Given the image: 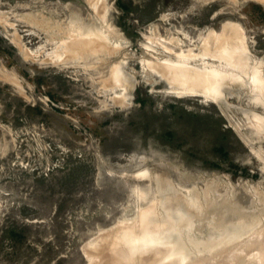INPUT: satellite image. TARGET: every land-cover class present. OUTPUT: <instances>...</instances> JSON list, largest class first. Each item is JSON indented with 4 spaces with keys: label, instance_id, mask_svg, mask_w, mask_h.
<instances>
[{
    "label": "rangeland",
    "instance_id": "374dc122",
    "mask_svg": "<svg viewBox=\"0 0 264 264\" xmlns=\"http://www.w3.org/2000/svg\"><path fill=\"white\" fill-rule=\"evenodd\" d=\"M208 38L244 52L220 94L152 66L223 67ZM126 230L122 264H264V0H0V264H112Z\"/></svg>",
    "mask_w": 264,
    "mask_h": 264
},
{
    "label": "bare ground",
    "instance_id": "6f19581e",
    "mask_svg": "<svg viewBox=\"0 0 264 264\" xmlns=\"http://www.w3.org/2000/svg\"><path fill=\"white\" fill-rule=\"evenodd\" d=\"M93 1V0H92ZM96 1V0H95ZM87 3V2H86ZM89 3V2H88ZM79 4V3H78ZM81 5V4H80ZM70 6V5H69ZM68 6V7H69ZM76 6L79 8V17H78V19L76 20V21H74V26H76L77 27V29H75L74 31H75V34H74V36H73V39L71 38V40H70V43L71 44H75L74 46H76V45H78V46H76V48H78L80 51H76V52H82L83 54L82 55H84L85 54V52H87L88 51V49L89 50H93V48H91V47H89V46H91V45H89V44H91L90 43V41H88L89 39H91L92 40V38H94L95 39V37L96 36H102V34H104L103 36H106L105 37V39L106 38H108L109 36H108V32L106 31L107 29L105 28V25L107 24V23H103V22H105V20H103L102 18H100V16H99V18L101 19V21H99V23H96V21H94L95 20V14H98V13H93L94 15L93 16H91V15H88V16H85L86 14H85V11L83 10V9H81V7H79V5H77V3H76ZM82 6V5H81ZM91 6V5H90ZM98 7V6H97ZM99 8V7H98ZM99 10H100V8H99ZM98 10V11H99ZM101 11V10H100ZM104 12V14H105V11H103ZM103 15V14H102ZM105 19V18H104ZM103 21V22H102ZM97 22H98V20H97ZM107 27H108V25H106ZM112 28V27H111ZM232 28V27H231ZM109 29V28H108ZM230 30V29H229ZM228 30V31H229ZM227 31V30H226ZM232 31H234V30H232ZM77 32V33H76ZM111 32V31H110ZM115 32V31H114ZM105 33H107L106 35H105ZM223 33H224V31H223ZM232 33V32H231ZM236 32H234V34H235ZM97 34V35H96ZM96 35V36H95ZM226 35V34H225ZM93 36H95V37H93ZM98 36V37H99ZM102 36V39L104 38ZM117 36V35H116ZM235 36H236V34H235ZM222 37H223V35H222ZM230 37V36H229ZM237 37H238V35H237ZM236 37V38H237ZM226 38V37H225ZM225 38H223V39H225ZM228 38V37H227ZM231 38H233L232 36L230 37V39ZM100 39V38H99ZM99 39L97 38V42L99 41ZM104 39V40H105ZM160 39V38H159ZM170 39V38H169ZM214 39V38H213ZM209 40V38H208V40L209 41H207V43L208 44H210V45H212V42H218V44H215L216 46L217 45H219V46H221L222 48H221V51L223 52V50L225 51V49L226 50H230V51H227L226 53H227V55H226V53L225 54H219V53H217L218 54V59L219 60H221L220 59V57H221V55L223 56V55H226L227 57H229V59L226 57V56H224V57H226V58H224L225 59V61H223V59L221 60V61H223V67L221 66V67H219V66H214V65H207V64H198V68L195 66L194 67V64L192 65L191 63H193V62H191L190 63V60H192V57L191 56H188V58L187 57H183V58H181V57H179V58H181V60L180 59H175L176 57H178V56H176L175 58H173V57H171L170 55H165L164 54V58H166V60L165 61H163V62H160V61H158V62H156V63H152V66H153V64H156V65H154V66H156V68L158 67L159 69L162 67L163 69H164V67L165 68H167L168 70H167V73H166V71H164V70H166V69H164V70H162V69H160L161 71H164V72H162L164 75H166V74H172L171 76H173V77H175V78H177V79H179L180 81H186V82H188V83H192V84H194V85H197V86H201V87H204V88H207L208 90H210L211 92H213L214 94H217L218 95V93L220 94V92L219 91H221V89L222 90H224L223 88H225V86H226V84L229 82V81H232V80H234L235 78V76H232L231 74H233L234 72H237L236 70H235V65L234 64H232V62H237L236 60L239 58L240 59V55L241 54H244V52H242V53H240V54H238L237 55V53H236V55L234 54V52H236V50L234 51V52H231L232 51V45H234V44H232L231 45V47H228L227 45H225V43H226V39L225 40H220V41H215V40ZM216 39V38H215ZM109 40H111V39H107V40H105V41H103V42H108ZM156 40V39H155ZM154 40V41H155ZM174 40V39H173ZM228 40V39H227ZM233 40V39H232ZM66 41H68V40H65V43L67 44L68 42H66ZM159 41V40H158ZM158 41L156 42V44L158 43ZM160 41H161V39H160ZM168 41V40H167ZM170 41V40H169ZM171 41H172V39H171ZM170 41V42H171ZM203 41V40H202ZM230 41V40H229ZM234 41V40H233ZM240 41V40H239ZM99 42H101V39H100V41ZM174 42V41H173ZM232 42V41H231ZM235 42H236V40H235ZM235 42H233V43H235ZM165 43H167V42H165ZM206 43V44H207ZM237 44L239 43V42H236ZM105 44V43H104ZM109 44V43H108ZM152 44V43H151ZM153 44H155V42H153ZM161 44V43H160ZM160 44L158 45H156V46H160ZM169 44H171V43H169ZM173 44V43H172ZM202 44H204V43H202ZM227 44V43H226ZM64 45V44H63ZM69 45V44H68ZM96 45V44H95ZM106 45V44H105ZM110 45V44H109ZM162 45V44H161ZM164 45V44H163ZM161 46L162 48H164V52H165V47L166 46ZM176 45V44H175ZM74 46H73V50H75L74 49ZM205 46H207V45H205ZM68 47V46H67ZM71 47V46H70ZM92 47H94V46H92ZM99 47V46H98ZM104 47V46H103ZM106 47V46H105ZM107 47H110V46H108L107 45ZM170 46H168L167 45V50H169L170 51V48H169ZM214 47V46H213ZM218 47V46H217ZM238 47V46H237ZM151 48H153V47H151ZM156 48H159V49H162V48H160V47H156ZM173 48H175L174 47V44H173ZM200 48V47H199ZM206 48H208V47H206ZM225 48V49H224ZM242 48V47H241ZM240 48V49H241ZM96 49V48H95ZM99 49V48H98ZM107 49H109V48H107ZM172 49V48H171ZM218 49V48H217ZM223 49V50H222ZM234 49V48H233ZM237 49H239V48H237ZM239 49V50H240ZM91 50V51H92ZM103 50V49H102ZM156 50H158V49H156ZM244 50V49H243ZM71 51V50H70ZM98 51V50H97ZM107 51V50H106ZM105 51V52H106ZM162 51H163V49H162ZM169 51H167L168 53H169ZM179 51V50H178ZM219 51H220V49H219ZM95 52V51H94ZM172 52V50L170 51V53ZM241 52V51H240ZM92 53H93V51H92ZM163 53V52H162ZM169 53V54H170ZM173 53V52H172ZM182 53V50H181V52L180 53H178V55H180ZM94 54V53H93ZM174 54V53H173ZM183 54V53H182ZM89 55V54H88ZM105 55V54H104ZM175 55V54H174ZM174 55H172V56H174ZM177 55V54H176ZM208 55V54H207ZM210 55V54H209ZM216 55V54H215ZM220 55V56H219ZM85 56V55H84ZM214 56V55H213ZM217 56V55H216ZM245 56V55H244ZM86 57H87V54H86ZM234 57H236L237 59H233ZM84 58V57H83ZM88 58H90L91 59V57H88ZM215 58V57H214ZM242 58V57H241ZM245 57H243L242 59L245 61V59H244ZM86 59V58H85ZM89 59V60H90ZM239 59H238V61H239ZM242 59H240V60H242ZM101 60V59H100ZM230 60H234V61H231L230 62ZM244 61H241V67H243V63L242 62H244ZM104 62V61H103ZM197 62V61H196ZM107 63V62H106ZM172 63V64H171ZM173 63H175V65L173 64ZM238 63V62H237ZM244 63H247V62H244ZM177 64V65H176ZM240 64V63H239ZM175 67H174V66ZM233 66L234 65V67H231V66ZM153 66V67H154ZM241 67H240V69L238 70V71H242L243 70V68L241 69ZM260 67V66H259ZM155 68V67H154ZM244 68H245V66H244ZM118 69V68H117ZM237 69V68H236ZM120 70H121V67H120ZM159 70V71H160ZM228 70H229V72H228ZM112 71H113V69H112ZM116 71V70H115ZM244 71H245V69H244ZM169 72V73H168ZM117 75V74H116ZM120 76L122 75L121 73L119 74ZM113 76H115V75H113ZM121 77H123V76H121ZM117 79V78H116ZM120 79H122V78H120ZM160 179V178H159ZM159 179H158V181H157V183H156V187H157V190L158 191H161L162 192V194L164 195L165 193H164V191L166 190V188L168 187V184H165V183H163V182H159ZM168 191V190H167ZM166 192V191H165ZM167 193V192H166ZM162 195V196H163ZM144 196V195H143ZM163 197H166V194L163 196ZM198 198V197H197ZM199 199V198H198ZM176 200V199H175ZM172 202H174V201H172ZM186 202H187V204H189L190 206H196V203L198 204V201L196 202V200H194V199H189V201H188V199H186ZM232 202V201H231ZM180 203V202H179ZM160 204V203H159ZM176 204V203H175ZM174 203H173V205H175ZM214 204V203H213ZM236 204V203H235ZM170 205H172L171 203H170ZM233 205V204H232ZM176 206V205H175ZM199 206V205H198ZM211 206V205H210ZM236 206V205H235ZM235 206H233L234 208H235ZM174 207V206H173ZM177 207V206H176ZM224 207V206H223ZM228 207V206H227ZM208 208V207H207ZM225 208V207H224ZM178 209V208H177ZM209 209V208H208ZM236 209V208H235ZM241 209V208H240ZM186 211V210H185ZM209 211V210H208ZM174 212V209L172 208H169V209H167V218L172 214ZM138 213V212H137ZM184 214H185V212H184ZM204 214H206V213H204ZM209 214V213H208ZM220 214V213H219ZM141 215V214H140ZM139 215V216H140ZM181 215V214H180ZM145 215L143 214V215H141V218L138 220L139 222H141V220H144V217ZM186 217L188 218V213H187V215H186ZM185 218V217H184ZM146 219V218H145ZM186 219V218H185ZM188 219H190V218H188ZM183 220V219H182ZM192 220V219H191ZM221 220V219H220ZM163 221V220H162ZM190 221V220H189ZM223 221H225V220H223ZM143 223L145 222V220L144 221H142ZM188 222V221H187ZM191 222V221H190ZM189 222V224L191 225V223ZM125 223V222H124ZM181 223V222H180ZM193 223H194V221H193ZM168 224V223H167ZM179 224V223H178ZM186 224V223H185ZM197 225V224H196ZM142 226V225H141ZM171 226V225H170ZM139 227H140V225H139ZM178 227H179V225H178ZM184 227H185V225H184ZM186 227H188V226H186ZM129 228V227H128ZM141 228V227H140ZM140 231V230H139ZM154 231V230H153ZM152 231V232H153ZM156 231V230H155ZM154 231V232H155ZM117 232V231H116ZM121 232V231H120ZM132 231H130L129 230V232L126 230V231H123L122 232V234L120 235V237L118 238V240H122V242L124 243V245H125V247H126V249H124V250H119V251H121V252H114L113 253V259H112V264H122V262L124 261V259L128 256V248H129V245L131 244V238H130V240L128 239V237H131V235L129 236V233H131ZM148 232V231H147ZM138 233V232H137ZM157 233V232H156ZM115 234V233H114ZM132 234V233H131ZM132 235H134V234H132ZM138 235V234H137ZM153 235V234H152ZM158 235V234H157ZM168 235V234H167ZM135 237V236H134ZM153 237H154V235H153ZM168 237V236H167ZM137 237H135L134 239H136ZM138 238H140V237H138ZM139 240V239H138ZM162 240V239H161ZM135 241V240H134ZM119 242V241H118ZM136 242V241H135ZM115 245V244H114ZM145 245V244H144ZM179 248H178V251L180 250V247L182 248V245H181V242H180V246H178ZM115 248V247H114ZM113 248V249H114ZM171 250V249H170ZM173 252H174V250H173ZM157 253V252H156ZM159 253V252H158ZM157 253V254H158ZM160 253H162V252H160ZM112 254V253H111ZM111 262V261H110ZM124 263V262H123ZM167 264V263H166Z\"/></svg>",
    "mask_w": 264,
    "mask_h": 264
}]
</instances>
